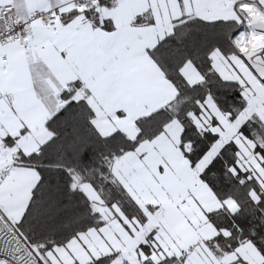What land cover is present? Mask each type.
I'll use <instances>...</instances> for the list:
<instances>
[{"label":"snow or ice","instance_id":"obj_1","mask_svg":"<svg viewBox=\"0 0 264 264\" xmlns=\"http://www.w3.org/2000/svg\"><path fill=\"white\" fill-rule=\"evenodd\" d=\"M0 264H264V0H0Z\"/></svg>","mask_w":264,"mask_h":264}]
</instances>
